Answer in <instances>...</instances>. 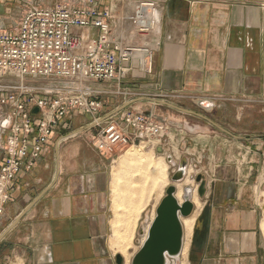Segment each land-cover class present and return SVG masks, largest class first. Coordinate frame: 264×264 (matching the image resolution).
I'll use <instances>...</instances> for the list:
<instances>
[{"label": "crops", "instance_id": "crops-1", "mask_svg": "<svg viewBox=\"0 0 264 264\" xmlns=\"http://www.w3.org/2000/svg\"><path fill=\"white\" fill-rule=\"evenodd\" d=\"M62 1L78 0H0V28L11 29L29 4ZM153 41L152 73H141L133 63L122 81L138 94L122 96L115 81L89 85L103 112L152 111L168 124L156 148L172 165L187 162L186 187L205 164L207 219L195 226L198 213H192L191 263L264 264L262 204L244 189L255 192L259 179L250 184V173L232 179L225 171L233 146L245 156L250 148H264V0H161ZM89 120L82 110L70 111L36 163L17 174L0 215V264L117 263L120 254L111 245L116 154L93 146L83 130ZM73 131L80 132L64 137Z\"/></svg>", "mask_w": 264, "mask_h": 264}, {"label": "built area", "instance_id": "built-area-1", "mask_svg": "<svg viewBox=\"0 0 264 264\" xmlns=\"http://www.w3.org/2000/svg\"><path fill=\"white\" fill-rule=\"evenodd\" d=\"M105 1L29 4L11 29L0 28V215L21 168L36 163L70 111L90 117L83 130L100 153L136 142L155 148L166 136L168 124L152 111L103 112L89 85L115 81L122 96L139 93L122 81L134 64L141 73L153 71L161 0ZM38 78L46 82L37 83ZM173 259L167 256V264Z\"/></svg>", "mask_w": 264, "mask_h": 264}, {"label": "rangeland", "instance_id": "rangeland-1", "mask_svg": "<svg viewBox=\"0 0 264 264\" xmlns=\"http://www.w3.org/2000/svg\"><path fill=\"white\" fill-rule=\"evenodd\" d=\"M5 29L8 30L10 29V27L8 26ZM35 81L37 83L46 82V80L43 78H38V80L36 79ZM144 144V142L140 144L136 142V145L133 147H129L128 145H126L123 147L122 150L116 151V155L114 156L115 162L112 165L113 182L111 193L112 204L114 206L113 218L111 221V245L113 249L119 252V254L123 257L126 264L130 263L134 253L140 247V243L145 236V231L150 222L152 221L151 218L153 214H155V212L153 213L151 212V210L155 207L156 204L160 202V198L165 195V189L172 184L175 185L176 188L181 186L179 188L181 190L182 195V189L184 194V189L186 188L183 183L186 176L180 183L173 181L172 178H170L173 172L180 166L181 163L178 162V164L176 163L175 165L170 164L171 161L168 160L167 154L164 150L158 152L156 150V147L153 148L149 144L144 146ZM126 148H128L127 150L130 152H128L127 150L125 151ZM248 151L249 152L245 156L244 151L240 152L239 148L233 146L231 150V165L226 166L225 171H230V173L232 174V179H234L235 177L237 178L239 176L238 174L250 173V176H252L250 182L248 181V183L250 184L254 183L255 178L258 177L259 181L257 183V188L255 192L252 191L249 186H246L244 189L249 196L256 195L257 197H260V203L262 204L261 224L263 230L264 148L258 151L253 148H250ZM253 152H259V154L253 156ZM243 156H245V158H243ZM216 157L218 158V156ZM156 166L162 169L161 175H158L156 173ZM204 167L205 164L200 163L199 168H197V170L200 171L196 172L195 170V176L192 175L188 178L189 187L192 186L194 188L195 197L197 198V200H199V204H197L198 208L196 207L194 209L195 212L198 213L194 223L195 226H197V223L202 224V222H205L207 219V213L203 210L205 206L203 205L205 200L204 197H198V193L196 191L198 185L195 181V177L198 173L203 174L206 171ZM215 169L216 174L218 172H223L222 166L215 167ZM156 175L159 177H157ZM211 187L212 185H209V188ZM142 205H145L146 208L144 211L141 212V209H143ZM139 206L141 207V209L136 212L134 208H139ZM131 211H134L136 214L134 212L132 213ZM130 217L134 220V222ZM187 233V235L185 233V255L182 256L181 254L178 259L171 261L169 264H192L190 257L193 248V231L191 236L190 232Z\"/></svg>", "mask_w": 264, "mask_h": 264}, {"label": "water", "instance_id": "water-1", "mask_svg": "<svg viewBox=\"0 0 264 264\" xmlns=\"http://www.w3.org/2000/svg\"><path fill=\"white\" fill-rule=\"evenodd\" d=\"M32 112L36 113L37 108ZM156 150L161 152L162 148L158 147ZM186 166L187 162L183 161L170 178L181 182L186 174ZM195 181L198 185L196 190L198 196L203 198L206 192V180L198 173ZM175 191L177 188L173 184L165 189V195L157 205L155 216L147 228L145 239L129 264H167V256L176 257L180 254L183 243L180 215L189 216L194 204L191 201V190L184 189L182 202L177 199ZM116 259V264H122L121 255H117Z\"/></svg>", "mask_w": 264, "mask_h": 264}, {"label": "bare ground", "instance_id": "bare-ground-1", "mask_svg": "<svg viewBox=\"0 0 264 264\" xmlns=\"http://www.w3.org/2000/svg\"><path fill=\"white\" fill-rule=\"evenodd\" d=\"M130 147H133V146H130ZM127 149V148H126ZM125 149V150H126ZM131 149V148H130ZM128 151V150H127ZM128 152H130V151H128ZM132 152V151H131ZM148 159V158H147ZM144 160V159H143ZM146 160V159H145ZM148 163H149V161H148ZM154 163V162H153ZM151 164V163H150ZM155 164V163H154ZM156 165V164H155ZM149 166V165H148ZM155 171H156V173L158 174V175H161L162 174V169L161 168H159L158 166H156L155 167ZM157 176V175H156ZM157 177H159V176H157ZM162 177V176H161ZM160 177V178H161ZM155 178V177H154ZM180 183V182H179ZM179 187H181V186H179ZM179 187H177L178 189H177V191H175L176 192V197H177V199L179 200V202H182L183 201V189H182V195H181V190H180V188ZM184 188V187H183ZM187 189H189V190H191V193H190V195H191V201L192 202H194L195 203V205H194V209L197 207L198 208V206H197V204H199V200H197V198L195 197V194L193 193V189L192 188H190L189 186H187L186 187ZM199 197V196H198ZM193 203V204H194ZM114 206V205H113ZM143 206V205H142ZM132 208H134V207H132ZM135 210H136V212L137 211H139L140 209H141V207L139 206V208H134ZM194 209H193V211H194ZM142 210V209H141ZM193 211H192V213H193ZM129 212V211H128ZM132 212V211H131ZM134 212V211H133ZM132 212V213H133ZM135 213V212H134ZM192 213L189 215V216H182V215H180V221H181V224H182V229H183V239H184V233H186V235L188 234L187 232H191V228H192V225H193V221H194V214L192 215ZM136 214V213H135ZM195 214H196V212H195ZM131 215V214H130ZM129 216V215H128ZM133 216H134V214H133ZM131 218V217H130ZM137 218V217H136ZM136 218H134V219H136ZM132 219V218H131ZM130 219V220H131ZM129 220V221H130ZM132 221L134 222V220L132 219ZM195 223V222H194ZM149 226V225H148ZM148 228V227H147ZM146 231H147V229H146ZM146 231H145V234H146ZM144 234V235H145ZM191 234H192V232H191ZM146 236V235H145ZM144 236V237H145ZM189 236V235H188ZM122 237H124V236H122ZM187 237V236H186ZM189 238V237H188ZM188 244V243H187ZM184 246H186V245H183V243H182V248L184 249ZM182 248H181V252H182ZM181 252H180V254L178 255V256H176V257H173L174 259L173 260H175V259H178L179 258V256L181 255ZM185 252V251H184Z\"/></svg>", "mask_w": 264, "mask_h": 264}]
</instances>
